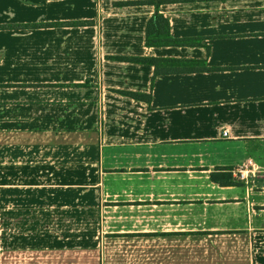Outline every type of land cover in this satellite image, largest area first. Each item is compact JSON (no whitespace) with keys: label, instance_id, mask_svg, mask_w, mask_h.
Wrapping results in <instances>:
<instances>
[{"label":"crops","instance_id":"obj_1","mask_svg":"<svg viewBox=\"0 0 264 264\" xmlns=\"http://www.w3.org/2000/svg\"><path fill=\"white\" fill-rule=\"evenodd\" d=\"M124 1L0 0V264H264V0Z\"/></svg>","mask_w":264,"mask_h":264},{"label":"trees","instance_id":"obj_2","mask_svg":"<svg viewBox=\"0 0 264 264\" xmlns=\"http://www.w3.org/2000/svg\"><path fill=\"white\" fill-rule=\"evenodd\" d=\"M161 2V0H135V1H124L118 2L119 4H151L155 8V11L150 15V17L146 20L144 24V37H143V45L144 46H165V45H178L181 40L177 38H173L170 36L168 31V23L165 17H163L160 13L156 11L157 5ZM65 23V22H61ZM73 23H77L73 21ZM111 58L116 60H123V61H130V62H137L142 64H150L153 65L154 71L153 74L159 73L156 69L157 64L162 61L168 62V64H178L179 60L176 59H160L155 57H146V56H111ZM184 62H189L191 64H197L201 61L198 60H187ZM192 65L189 69H179L177 71L183 70H196L201 69L202 67H195ZM121 94L132 97L134 99H141L145 102L149 100V94L146 93H138L132 91H119ZM211 178L222 185H228L232 183V180L229 177L227 172H220L218 174H211Z\"/></svg>","mask_w":264,"mask_h":264},{"label":"built area","instance_id":"obj_3","mask_svg":"<svg viewBox=\"0 0 264 264\" xmlns=\"http://www.w3.org/2000/svg\"><path fill=\"white\" fill-rule=\"evenodd\" d=\"M221 134L225 135V130H223ZM233 171H234L235 177L244 180L248 176L253 175L257 171V168L253 166L249 161H247L246 163L242 164L238 168H234Z\"/></svg>","mask_w":264,"mask_h":264},{"label":"rangeland","instance_id":"obj_4","mask_svg":"<svg viewBox=\"0 0 264 264\" xmlns=\"http://www.w3.org/2000/svg\"><path fill=\"white\" fill-rule=\"evenodd\" d=\"M72 256L75 257L76 255L73 253H67L66 258L72 261L74 259Z\"/></svg>","mask_w":264,"mask_h":264}]
</instances>
